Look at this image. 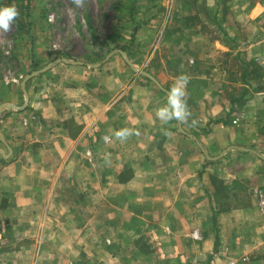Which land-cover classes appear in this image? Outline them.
I'll list each match as a JSON object with an SVG mask.
<instances>
[{"label":"crops","instance_id":"obj_1","mask_svg":"<svg viewBox=\"0 0 264 264\" xmlns=\"http://www.w3.org/2000/svg\"><path fill=\"white\" fill-rule=\"evenodd\" d=\"M204 1L167 0L134 59L174 105L119 52L63 58L26 98L0 79V264L71 260L77 234L134 264H264V0Z\"/></svg>","mask_w":264,"mask_h":264},{"label":"rangeland","instance_id":"obj_2","mask_svg":"<svg viewBox=\"0 0 264 264\" xmlns=\"http://www.w3.org/2000/svg\"><path fill=\"white\" fill-rule=\"evenodd\" d=\"M187 1L189 10L207 8L204 0L203 4L200 0ZM228 5L224 0L217 6L220 17L225 16ZM235 5L239 10L246 8L243 0ZM167 8V0H0V79L19 85L27 74L55 59L94 63L116 49L122 50L133 65L134 59L139 64L144 63L147 43L159 37L149 39L145 28L151 23L152 14H162ZM148 13L150 19L146 17ZM193 19L191 16L186 26L194 22ZM159 21L155 22L161 26ZM157 54L155 60L159 66L155 68L161 67L165 53L159 50ZM77 235L71 248L73 259L67 260L63 253L58 260L27 257L21 264H134L130 242L116 245L109 236L104 243L95 241L93 244L85 235ZM94 247L105 250L101 253L103 258L98 251H93ZM119 248L123 251L122 257L114 259L111 253ZM16 261L18 264L19 260Z\"/></svg>","mask_w":264,"mask_h":264},{"label":"water","instance_id":"obj_3","mask_svg":"<svg viewBox=\"0 0 264 264\" xmlns=\"http://www.w3.org/2000/svg\"><path fill=\"white\" fill-rule=\"evenodd\" d=\"M114 52H119L123 57H124V59H125V61L127 62V64L132 68V70L133 71H135V72H139L140 74H142V75H144V76H146V77H148L149 79H151L162 91H164L166 94H167V96H168V98L170 99V101H171V103L174 105V101H173V97H172V95H171V93L169 92V91H167L166 89H164L148 72H146V71H144V70H142V69H139L138 67H136V66H134L129 60H128V58L126 57V54L122 51V50H120V49H116L115 51H112V52H110L107 56H110L111 54H113ZM60 61H65V62H69L68 60H66V59H56L55 61H53V62H50V63H48V64H46L45 66H43L42 68H39V69H37V70H34V71H32V72H30L29 74H27L24 78H23V80H22V82H21V90H22V92H23V95H24V97L26 98V96H27V92H26V89H25V82L27 81V80H29L30 78H32V77H34V76H36V75H38V74H40V73H43L44 71H46L48 68H50L52 65H54L55 63H57V62H60ZM71 63H81V62H71ZM25 100H24V102H23V105L21 106V107H23L24 105H25ZM5 108H13V106H11L10 104H3V105H1L0 106V112L3 110V109H5ZM0 153H2L1 151H0Z\"/></svg>","mask_w":264,"mask_h":264},{"label":"built area","instance_id":"obj_4","mask_svg":"<svg viewBox=\"0 0 264 264\" xmlns=\"http://www.w3.org/2000/svg\"><path fill=\"white\" fill-rule=\"evenodd\" d=\"M256 60L264 67V55L256 57Z\"/></svg>","mask_w":264,"mask_h":264}]
</instances>
